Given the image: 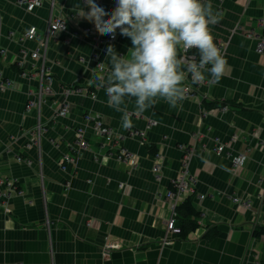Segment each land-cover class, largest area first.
<instances>
[{"label": "crops", "instance_id": "obj_1", "mask_svg": "<svg viewBox=\"0 0 264 264\" xmlns=\"http://www.w3.org/2000/svg\"><path fill=\"white\" fill-rule=\"evenodd\" d=\"M19 1L0 0V79L6 83L0 90V264H264V237L252 236L264 227V55L247 37L264 34V0H210L225 74L218 82H192V96L175 108L160 99L137 113L134 99L127 100L129 129L91 80L99 64L111 71L109 45L130 58L131 39L119 32L95 47L88 32L94 23L77 15L80 4L89 10L83 0H40L32 11ZM95 2L109 14L116 7V0ZM51 17H60L65 29L42 48ZM30 28L36 29L31 41L23 37ZM37 48L51 83L44 82L39 109L26 110L38 93V61L29 57ZM21 60L19 74L12 66ZM189 83L186 75L182 86ZM204 100L230 104L206 110ZM64 102L69 112L59 118ZM86 113L100 117L115 143L93 135ZM78 127L87 129V147L73 154ZM135 132H144V141ZM218 145L224 146L219 155ZM182 147L193 148L189 175L200 212L185 239L166 235L170 211L163 201L179 173ZM120 150L133 155L135 167L117 160ZM68 154L74 161L63 169ZM235 155L246 161L232 171Z\"/></svg>", "mask_w": 264, "mask_h": 264}, {"label": "clouds", "instance_id": "obj_2", "mask_svg": "<svg viewBox=\"0 0 264 264\" xmlns=\"http://www.w3.org/2000/svg\"><path fill=\"white\" fill-rule=\"evenodd\" d=\"M89 9L78 16L94 23L101 35L131 39L130 58L117 54L114 46L106 49L111 71L102 64L91 82L104 88L107 103L121 112L122 127H132V115L126 101L134 99L135 110L143 113L162 99L175 108L186 98L182 86L186 73L194 84H204L208 77L218 82L227 70V60L214 42L211 27L218 23L210 0H116L109 12L95 2L84 0ZM195 49L199 60L179 56V49ZM237 157L235 163L243 164Z\"/></svg>", "mask_w": 264, "mask_h": 264}, {"label": "built area", "instance_id": "obj_3", "mask_svg": "<svg viewBox=\"0 0 264 264\" xmlns=\"http://www.w3.org/2000/svg\"><path fill=\"white\" fill-rule=\"evenodd\" d=\"M84 1V0H83ZM19 5H24L26 7L27 11H32L36 6H39L41 4L40 0H29V1H24L20 0ZM65 29V23L60 17H51L49 18L47 22V27H46V32H45V37L42 39V48H45L47 46V42L49 39L55 37L58 32L63 31ZM89 35L91 36V39L93 43L95 44V47L102 41V40H107L108 42H111L115 40L117 37V34L120 32L119 29H117L115 38H112L110 35H101L99 34L96 29L95 25H93L91 28L88 29ZM23 37L26 40H35L36 37V29L35 28H30L29 30L25 31L23 33ZM248 38L253 39L256 44L255 51L256 53L260 55H264V34L260 35H255L253 33H249L247 35ZM216 45L221 49L222 53L224 51L223 45L219 41H214ZM5 54V49L0 48V55ZM179 56H182L186 58L187 60L191 61L193 58H195L197 61L199 60V52L195 49L191 50H184L183 48L179 49ZM29 57L32 61H38L36 66V74L39 79V84H38V93H36V98L30 99L27 104L25 105L26 110H31L35 109L40 106L41 102V95L45 91L47 92L48 90V85H44L45 81H48L49 84L51 83V78L47 75L45 71V65H44V59L41 56V53H39V49H35L31 53H29ZM92 59H96V55L92 56ZM18 68H23L24 66V60L18 61L17 62ZM33 66V64H32ZM98 67V66H97ZM97 72L100 71L99 68L96 69ZM187 78L189 80V84L187 86H184L187 88V93L186 97H191V92L193 90V84L191 80L190 74H187ZM6 83L0 79V90L3 89V86ZM70 92V89H67L64 91V95L67 96L68 93ZM225 110L226 107H223ZM69 112V105L67 102H64L59 111L57 112V117L59 118H64ZM83 120L85 124L90 127L92 133L94 136L101 138L102 140L112 143H115V139H113V136L115 137V133L107 126L103 124L101 121L100 117L98 115H91L89 113L84 114ZM155 122H150V126H155ZM41 127L38 126V132H40ZM86 127H78L74 131V138H75V145L77 146V151H73L75 153H79L81 150L85 149L87 147V142L85 140V132H86ZM133 137H137L140 140L144 139V132H135L132 133ZM144 141V140H143ZM193 148H188V147H182V156H181V161H180V170L178 175L172 180L170 184V188L163 194V201L166 202L168 205L169 211H170V216L169 219L166 222V235L168 234H173V235H179V229L176 227L175 222L177 219V207L187 198H191V200H194L195 197V184L193 181V178L190 177L189 175V165L190 162L193 158L194 152L192 150ZM216 154H221L224 150L223 145H218L217 147L214 148ZM72 154V155H73ZM68 154L65 156L62 160L63 165L61 168H65V164L72 163L74 161L73 156ZM241 157L243 158V161H246V156L244 155H235L231 158L230 160V167L232 171H235L236 169L240 168L243 166L244 162L242 165L235 163L236 158ZM118 161L123 162L125 164L130 165L131 167L136 166V159L133 157V155L126 151V150H120L119 155L116 157ZM154 170H158V168H154ZM121 186V185H120ZM2 200V208H3V213L9 214L10 213V207L8 206V200L10 199L9 196H6L4 194ZM205 196H199V199L202 200L204 199ZM235 203H240V201L235 198L234 199ZM243 206L247 207L248 204L241 202Z\"/></svg>", "mask_w": 264, "mask_h": 264}, {"label": "trees", "instance_id": "obj_4", "mask_svg": "<svg viewBox=\"0 0 264 264\" xmlns=\"http://www.w3.org/2000/svg\"><path fill=\"white\" fill-rule=\"evenodd\" d=\"M12 70L21 74L24 73V69H20L18 67L12 66ZM230 102H206L203 101V105L206 110L210 109H220L222 107L227 106ZM151 154L156 155V149L150 146ZM200 216V212H198L193 207V201L191 198L185 199L178 207H177V219L175 222L176 227L179 229V236L181 239H185L187 234L190 231L195 230L197 227L193 222V219H196ZM253 238H261L264 237V227H257L252 232ZM264 263V261H263Z\"/></svg>", "mask_w": 264, "mask_h": 264}]
</instances>
